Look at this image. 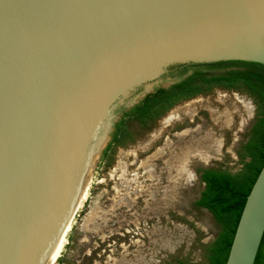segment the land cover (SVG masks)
Returning <instances> with one entry per match:
<instances>
[{
  "label": "water",
  "instance_id": "water-1",
  "mask_svg": "<svg viewBox=\"0 0 264 264\" xmlns=\"http://www.w3.org/2000/svg\"><path fill=\"white\" fill-rule=\"evenodd\" d=\"M226 61L264 66V0H0V264H48L116 111ZM263 234L264 164L225 264Z\"/></svg>",
  "mask_w": 264,
  "mask_h": 264
},
{
  "label": "rangeland",
  "instance_id": "rangeland-1",
  "mask_svg": "<svg viewBox=\"0 0 264 264\" xmlns=\"http://www.w3.org/2000/svg\"><path fill=\"white\" fill-rule=\"evenodd\" d=\"M125 112L116 111L56 264H204L219 226L195 206L199 174L241 170L254 99L237 84L204 86L146 123L127 121L104 156Z\"/></svg>",
  "mask_w": 264,
  "mask_h": 264
},
{
  "label": "trees",
  "instance_id": "trees-1",
  "mask_svg": "<svg viewBox=\"0 0 264 264\" xmlns=\"http://www.w3.org/2000/svg\"><path fill=\"white\" fill-rule=\"evenodd\" d=\"M166 76L179 77V80L168 88L156 89L124 113L104 156L109 146L119 140L123 125L129 120L146 123L169 108L177 98L193 96L204 86L214 84L231 88L237 84L246 90L255 101L257 114L249 139L241 148L242 168L233 174L201 170L204 189L195 202V206L206 209L219 226L214 239L203 246L204 264H225L246 196L264 164V66L243 61L177 65L170 67ZM254 264H264V234Z\"/></svg>",
  "mask_w": 264,
  "mask_h": 264
},
{
  "label": "bare ground",
  "instance_id": "bare-ground-1",
  "mask_svg": "<svg viewBox=\"0 0 264 264\" xmlns=\"http://www.w3.org/2000/svg\"><path fill=\"white\" fill-rule=\"evenodd\" d=\"M94 158H96V157H94ZM89 178H90V172H88V176H87V178H86V180H85L84 188H83V190H82V192H81V194H80V196H79V199H78V201H77V203H76V205H75L74 213H73L72 217H70V221H69V223H68V225H67V227H66V230H65L64 234L62 235V237L60 238V240H59L57 246L55 247V249H54V251H53V253H52L51 257H50V260H49L48 264H56V260H57L58 256L60 255L61 250H62V248H63L64 237H65V235H66V232L69 231V229H70V224H71V221H72V219H73V216H74V214L78 211V209H79V207H80V204H81L82 200L84 199V197H85V195H86V193H87L88 186H89ZM135 203H136V205H138V204H139V199H137V202H135ZM131 205H132V204H131ZM134 207H135V205H134Z\"/></svg>",
  "mask_w": 264,
  "mask_h": 264
},
{
  "label": "flooded vegetation",
  "instance_id": "flooded-vegetation-1",
  "mask_svg": "<svg viewBox=\"0 0 264 264\" xmlns=\"http://www.w3.org/2000/svg\"><path fill=\"white\" fill-rule=\"evenodd\" d=\"M251 128H252V127H251ZM246 142H247V141H246ZM246 142H245V143H246ZM200 173H201V175H202V171H200ZM201 175H200V176H201ZM200 176H199V179H200ZM200 181H201V180H200ZM201 183H202V182H201ZM202 184H203V183H202ZM203 189H204V188H203ZM202 191H203V190H202ZM202 191H201V192H202ZM200 194H201V193H200ZM199 198H200V195H199L198 199H199ZM198 199H196V201H197ZM196 201H195V202H196ZM198 209H200V210H206V209H204V208H198ZM206 211H207V210H206Z\"/></svg>",
  "mask_w": 264,
  "mask_h": 264
}]
</instances>
